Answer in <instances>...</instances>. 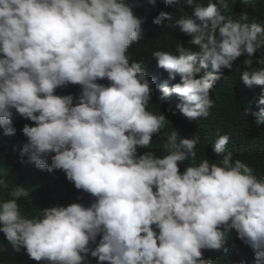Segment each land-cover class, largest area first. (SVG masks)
I'll return each mask as SVG.
<instances>
[{
    "label": "clouds",
    "instance_id": "obj_1",
    "mask_svg": "<svg viewBox=\"0 0 264 264\" xmlns=\"http://www.w3.org/2000/svg\"><path fill=\"white\" fill-rule=\"evenodd\" d=\"M163 3L188 9L171 24L172 12L152 20L184 37L174 52H152L165 71L155 76L128 55L143 39L139 0H0V128L11 137L17 116L31 122L21 129L26 142L14 146L20 162L62 171L90 199L29 217L18 203L29 190L0 177V233L13 253L37 264H213L204 253H229L235 233L253 264H264V177L227 151L230 136L219 131L211 146L218 160L197 164L200 134L177 129L157 155L153 138L171 122L147 110L149 76L163 80L159 100L174 96L187 119L208 118L214 85L239 61L244 86L261 89L259 112L244 114L264 124V21L226 13L250 0ZM70 85L78 95L56 94Z\"/></svg>",
    "mask_w": 264,
    "mask_h": 264
},
{
    "label": "trees",
    "instance_id": "obj_2",
    "mask_svg": "<svg viewBox=\"0 0 264 264\" xmlns=\"http://www.w3.org/2000/svg\"><path fill=\"white\" fill-rule=\"evenodd\" d=\"M139 2L142 7L134 9V13L144 20L142 24L143 39L129 49L128 55L130 60L144 61V71L147 75L150 72L157 76L159 72L165 73V71L157 68L152 59V52L155 50L174 52L176 42L182 44L184 37L179 29L171 27L161 29L154 25L152 20L160 12H172L173 21H165L166 24H171L188 8L185 7L181 12L179 8L166 7L163 0H157L155 7L147 4V0H139ZM250 2H252L250 6L235 4L226 13L229 17L238 19L239 14L247 11L249 23L264 21V0H250ZM255 67L254 64L250 70ZM243 70L239 61L232 71L223 70L222 79L216 82L211 92L215 106L210 110L211 114L208 118L200 120H189L179 113L175 107L178 100L174 96L163 101L159 100V88L163 80L159 81L155 77L148 76L150 80L155 79V85L147 110L155 114H165L172 123L165 126L163 138H153L151 150L157 155H162V145L175 129L184 137L197 131L200 134V143L196 146L197 164L205 158L213 161L218 160L219 158L214 156L211 146L216 139V132L219 131L221 135L230 136L226 146L227 151L231 152L234 158H240L252 166L257 177H264V124L257 127L255 117L251 114L248 116L244 114L246 108H250L252 113L259 112L258 98L261 89L257 86L249 90L244 86L240 79ZM100 83L106 84L107 82L100 81ZM78 93L79 87L70 85L65 89H58L56 94L75 96ZM169 107L176 111V115L167 111ZM26 123L30 124L31 122L17 116L12 124L15 134L11 137L5 136L3 129L0 128V177L6 178L11 186H23L30 192V197L21 198L18 201L22 213L31 217L36 209H44L57 204L67 206L70 203L79 202L88 205L89 197L77 191L74 185L66 180L62 171L41 172L33 165L20 162L19 148L14 150V146H22L26 142V138L21 132ZM138 151L143 153L145 150ZM185 166H188L187 163ZM180 168L183 171L184 165H180ZM81 195H84V199L77 200V197ZM204 256L205 258L211 257L213 264H242V262L243 264H253L254 259L252 251L236 238L235 233L229 236V253L205 252ZM0 264H37V262L29 260L23 250L18 254L13 253L11 246L0 233ZM91 264H96V261L92 260Z\"/></svg>",
    "mask_w": 264,
    "mask_h": 264
}]
</instances>
